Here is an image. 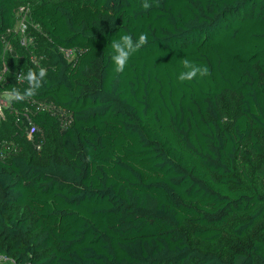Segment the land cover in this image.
I'll return each mask as SVG.
<instances>
[{
	"label": "trees",
	"instance_id": "trees-1",
	"mask_svg": "<svg viewBox=\"0 0 264 264\" xmlns=\"http://www.w3.org/2000/svg\"><path fill=\"white\" fill-rule=\"evenodd\" d=\"M142 2L0 0L9 87L43 67L56 106L0 159V264H264V0ZM22 5L36 43L3 52ZM184 58L210 75L181 83Z\"/></svg>",
	"mask_w": 264,
	"mask_h": 264
},
{
	"label": "built area",
	"instance_id": "built-area-1",
	"mask_svg": "<svg viewBox=\"0 0 264 264\" xmlns=\"http://www.w3.org/2000/svg\"><path fill=\"white\" fill-rule=\"evenodd\" d=\"M38 28L39 26L33 24L29 19V8L25 5L20 6L16 11V20L12 28L6 32L8 34L12 33L11 38L8 39V34L1 35L3 40V52L12 50L13 39H15L20 46L25 48L35 45L36 40L33 35V30ZM59 49L67 59L70 60L73 57V51L70 49L62 47ZM29 58L36 64L39 59V54L30 53ZM20 73H23V71L19 70L12 73L16 83L24 82L17 79ZM9 74L10 71L7 64L0 67V159H7L19 152L21 149L19 138L23 136L32 141L36 148H39L41 143L37 142L38 139L36 135L39 131V127L34 122L33 115L40 111H50L54 113L56 108L55 103L46 98H37L33 96L21 101L11 99L10 93L13 89L9 87ZM8 115L12 116L15 130L12 133L3 134L4 130L2 131V126L7 121ZM69 122L70 118L69 115H67L62 122V126L67 125ZM3 260H6V257L0 255V261Z\"/></svg>",
	"mask_w": 264,
	"mask_h": 264
},
{
	"label": "clouds",
	"instance_id": "clouds-1",
	"mask_svg": "<svg viewBox=\"0 0 264 264\" xmlns=\"http://www.w3.org/2000/svg\"><path fill=\"white\" fill-rule=\"evenodd\" d=\"M159 0H143L141 7L144 10H149L154 5L158 4ZM148 42L146 33H141L138 39H133L131 34H124L118 40L111 42V60L114 65V71L121 73L124 71L131 56L138 52ZM182 68L178 75V80L183 82H191L197 77L204 78L210 75L207 65H200L187 58L182 60ZM48 75L47 69L41 67L39 71L29 69L27 73H20L17 76L19 81H24L27 87L21 92L19 89H13L10 93V98L16 101H21L36 95L39 88L42 87V81Z\"/></svg>",
	"mask_w": 264,
	"mask_h": 264
}]
</instances>
